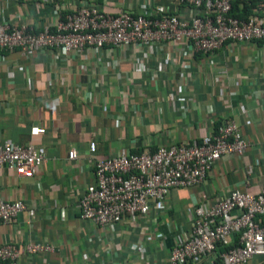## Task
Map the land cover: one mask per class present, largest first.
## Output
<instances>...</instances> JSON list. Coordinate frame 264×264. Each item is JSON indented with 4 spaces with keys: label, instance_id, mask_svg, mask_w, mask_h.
I'll return each mask as SVG.
<instances>
[{
    "label": "crops",
    "instance_id": "obj_1",
    "mask_svg": "<svg viewBox=\"0 0 264 264\" xmlns=\"http://www.w3.org/2000/svg\"><path fill=\"white\" fill-rule=\"evenodd\" d=\"M122 1L136 13L148 4L179 12L170 0ZM93 5L119 8L106 0H0V23L53 28L59 13ZM231 120L249 147L243 156H222L201 184L172 189L135 223L100 227L80 217L78 199L95 183L96 159L200 140ZM5 139L33 143L45 160L32 178L0 167V200L26 206L0 222V245L41 243L52 250L0 264L166 263L195 206L207 208L232 189L264 187V42H228L206 54L167 42L0 51V142ZM71 149L76 159L68 157ZM247 264H264V257Z\"/></svg>",
    "mask_w": 264,
    "mask_h": 264
},
{
    "label": "built area",
    "instance_id": "obj_2",
    "mask_svg": "<svg viewBox=\"0 0 264 264\" xmlns=\"http://www.w3.org/2000/svg\"><path fill=\"white\" fill-rule=\"evenodd\" d=\"M106 1L110 7H119L117 12L96 5L78 6L59 13L53 28L35 30L27 24L0 23V51H70L167 42L206 54L228 42H264V0H237L256 2L243 19L231 14L236 0H170L179 12L146 4V10L137 13L127 10L122 0ZM39 132V127L31 128L32 135ZM95 147L90 142L91 152ZM248 147L249 141L231 120L200 140L96 159L95 183L78 199L80 217L100 227L124 220L135 223L149 213L152 204H161L172 189L201 184L222 156H243ZM68 157L76 159V150L71 149ZM44 160L33 143L0 142V167L20 176L32 178ZM246 172L250 175L253 167L248 166ZM25 208L22 200H0V222H10ZM189 219L190 227L176 240L168 261L153 264H247L256 256L264 257V187L257 193L232 189L207 208L195 206ZM49 250L50 246L41 243L23 248L2 244L0 261L12 262L22 254Z\"/></svg>",
    "mask_w": 264,
    "mask_h": 264
},
{
    "label": "trees",
    "instance_id": "obj_3",
    "mask_svg": "<svg viewBox=\"0 0 264 264\" xmlns=\"http://www.w3.org/2000/svg\"><path fill=\"white\" fill-rule=\"evenodd\" d=\"M256 6L255 1H251L249 3L246 2H239V1H234L232 4V10L231 14L233 16H236L240 19L248 17V15L253 11V8ZM223 248H219L221 250Z\"/></svg>",
    "mask_w": 264,
    "mask_h": 264
}]
</instances>
